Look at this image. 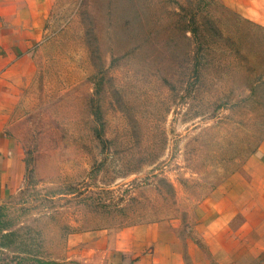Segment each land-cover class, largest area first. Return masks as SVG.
I'll return each instance as SVG.
<instances>
[{
	"label": "rangeland",
	"instance_id": "rangeland-1",
	"mask_svg": "<svg viewBox=\"0 0 264 264\" xmlns=\"http://www.w3.org/2000/svg\"><path fill=\"white\" fill-rule=\"evenodd\" d=\"M261 23L263 0H57L8 121L0 264H74L55 261L67 237L134 226L188 263L205 199L257 197L241 175L263 173Z\"/></svg>",
	"mask_w": 264,
	"mask_h": 264
},
{
	"label": "crops",
	"instance_id": "crops-1",
	"mask_svg": "<svg viewBox=\"0 0 264 264\" xmlns=\"http://www.w3.org/2000/svg\"><path fill=\"white\" fill-rule=\"evenodd\" d=\"M56 2L0 0V196L6 185L14 180L19 165L18 150L7 134L16 89L33 72L31 54L42 40L43 26ZM261 26L264 28V23ZM252 159L262 169V175L258 178L241 175V178L249 187L247 191L257 197L238 199L237 188L231 186L229 193L235 198L227 212L218 210L205 199L203 208H213L215 219L201 221L195 227L197 242L185 241L188 263L182 258V242L174 235L165 234L158 226H134L116 232L88 231L69 236L64 253L55 261L74 264H264V140ZM234 181L237 183L235 176L231 178V182Z\"/></svg>",
	"mask_w": 264,
	"mask_h": 264
}]
</instances>
